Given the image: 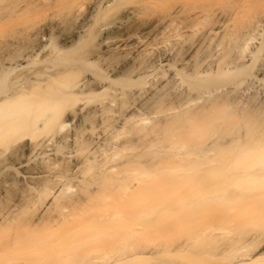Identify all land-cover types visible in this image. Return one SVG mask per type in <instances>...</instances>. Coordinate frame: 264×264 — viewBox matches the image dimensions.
<instances>
[{
    "label": "bare ground",
    "instance_id": "bare-ground-1",
    "mask_svg": "<svg viewBox=\"0 0 264 264\" xmlns=\"http://www.w3.org/2000/svg\"><path fill=\"white\" fill-rule=\"evenodd\" d=\"M47 9L86 14L0 56V264H264V0H0V26Z\"/></svg>",
    "mask_w": 264,
    "mask_h": 264
},
{
    "label": "rangeland",
    "instance_id": "rangeland-1",
    "mask_svg": "<svg viewBox=\"0 0 264 264\" xmlns=\"http://www.w3.org/2000/svg\"><path fill=\"white\" fill-rule=\"evenodd\" d=\"M50 10V11H49ZM47 9L45 12L48 14H45V12L44 11H41V12H39V11H37V12H29V13H23L24 14V16L23 15H21L20 17H19V13H17L16 14V16H11L12 17V19L13 18H15V17H17V18H15V20L13 19H11V17L9 18V20L11 19V21H5V22H7V23H5V24H1V26L3 27V28H1V26H0V32L1 33H3L2 35H3V37L0 35V38L2 39V41L0 40V48L2 47V50H0V56L2 57L3 56V54H4V56L2 57V58H4L5 59V57H7V55L9 54V56L11 55V57H15L16 56V58H19V56H22V54L21 53H23L24 51L25 52H27V50H29L30 48H32L33 46H34V44H36L37 42H38V40H37V33L39 32V30L41 31V27H42V32H44V30L46 29V28H49L50 29V32H47V37H46V41H45V44H47L48 46H49V48L51 49V51H53L54 52V50H55V52H56V49L58 50L59 49V47H60V45H61V43H62V38H63V35L65 34V35H70V33H73L72 31H74V29H75V26H76V24H77V21H79L80 22V20L81 19H79L81 16L80 15H82V17L81 18H83L84 17V15L86 14L85 13V11H84V13L83 12H80V13H82V14H79V16L77 15V16H75V17H77V20L75 21V17H69L68 19L64 16L65 14V12H63L62 10H61V12H63L62 14H61V16L59 15L60 14V11H58V10H60V9ZM16 11H18V10H14V12H13V14H15V12ZM53 11H55L54 13H52ZM56 11H58V17L61 19V25L60 26H58V27H55V26H57V25H55V21L53 22V20H56V19H59L58 17L56 18L55 17V19H54V16H57V14L55 15V13H56ZM38 13V14H37ZM26 14V15H25ZM40 14V15H39ZM53 16V18H52V16ZM64 14V15H63ZM18 15V16H17ZM27 15H29V17H27ZM34 15H36V17L34 16ZM39 15V16H38ZM63 15V16H62ZM38 16V17H37ZM45 16L47 17V18H45ZM49 16V17H48ZM61 17H63L64 19H62ZM20 18H23V19H21L20 20ZM31 18V19H30ZM42 18H43V20H42ZM66 18V19H65ZM73 18V19H72ZM18 19V20H17ZM27 19V20H26ZM29 19V20H28ZM52 19V20H51ZM73 20L74 22H72V21H70V20ZM79 19V20H78ZM37 20H38V22H37ZM50 20V21H49ZM13 21V22H12ZM15 21V22H14ZM65 21V22H64ZM69 21V22H68ZM9 22V23H8ZM12 22V23H11ZM18 22H19V24H18ZM42 22H45V24L44 23H42ZM72 22V23H71ZM79 22H78V24L77 25H79ZM14 23V24H13ZM36 23H37V25H36ZM52 23V24H51ZM53 23H54V27H55V29H54V27L52 26L53 25ZM12 24V25H11ZM27 24V25H26ZM14 25V26H13ZM40 25V26H39ZM64 25V26H63ZM37 26V27H36ZM39 26V27H38ZM45 26H47L46 28H44ZM49 26V27H48ZM6 27V28H5ZM14 27V28H13ZM23 27V28H22ZM30 27V28H29ZM36 27V28H35ZM61 27V28H60ZM77 27V26H76ZM22 28V29H21ZM44 28V29H43ZM64 28V29H63ZM74 28V29H73ZM19 31H18V30ZM4 30V31H3ZM7 32H6V31ZM14 30V31H13ZM46 31V30H45ZM56 31H58V32H56ZM60 31V32H59ZM62 31V32H61ZM68 31V32H67ZM4 32H5V35H4ZM28 32V33H27ZM68 33V34H66V33ZM100 32H102V30L101 31H99V32H97V33H99V34H101ZM33 33V34H32ZM34 33H35V35H34ZM61 33H62V36H61ZM39 34V33H38ZM99 34H97V36L99 37L100 35ZM30 36V37H29ZM33 36V37H32ZM48 38V39H47ZM6 40V41H5ZM37 40V41H36ZM15 41V42H14ZM3 44V45H2ZM7 44H8V49H7ZM2 45V46H1ZM12 45V46H11ZM31 45H32V47H31ZM17 46V47H16ZM26 46L28 47V48H26ZM5 47V48H4ZM15 47H16V49H18V50H16L15 49ZM23 47V48H22ZM19 48H20V50H19ZM49 48H48V51H50L49 50ZM6 51H5V50ZM27 49V50H26ZM22 50V51H21ZM96 50V49H95ZM4 51V52H3ZM20 52L21 51V53L19 54V56H18V54H17V52ZM7 52V53H6ZM14 52V53H13ZM18 52V53H19ZM3 53V54H2ZM12 53L14 54V55H12ZM7 54V55H6ZM123 55V56H122ZM18 56V57H17ZM124 54H120V56H116V60L115 61H120V60H122L123 58H124ZM1 57H0V59H1ZM13 57V58H14ZM120 57V58H119ZM3 59V60H4ZM0 62H2V59L0 60ZM262 83V82H261ZM261 83H258V84H253L251 87H250V89L249 90H251V92L253 91V93H251L250 94V91L249 90H247V92L249 91V96H252V94L253 95H255L254 96V98L256 99L257 98V100L255 101V102H260V100H258V98H260V97H263V95L261 96V94H264V92L262 93L261 92V90L263 89L261 86L263 85V83L261 84ZM258 85H260L259 87H258ZM264 86V85H263ZM263 91H264V89H263ZM246 92V93H247ZM256 92V93H255ZM257 92H259V93H257ZM256 94H258V95H256ZM247 95V94H246ZM260 95V96H259ZM247 97V96H246ZM249 98V97H248ZM253 98V99H254ZM263 100H264V97L262 98ZM261 99V100H262ZM161 258V257H163V254L161 253L159 256H155L154 258ZM221 261H223V262H225L226 261V258H224V257H222L221 258Z\"/></svg>",
    "mask_w": 264,
    "mask_h": 264
}]
</instances>
